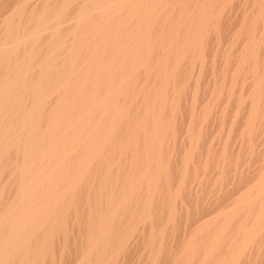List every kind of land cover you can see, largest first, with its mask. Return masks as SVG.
<instances>
[{
  "label": "bare ground",
  "instance_id": "6f19581e",
  "mask_svg": "<svg viewBox=\"0 0 264 264\" xmlns=\"http://www.w3.org/2000/svg\"><path fill=\"white\" fill-rule=\"evenodd\" d=\"M0 264H264V0H0Z\"/></svg>",
  "mask_w": 264,
  "mask_h": 264
}]
</instances>
